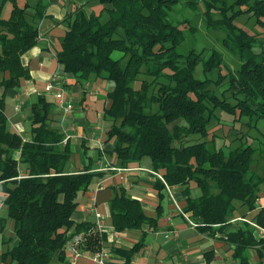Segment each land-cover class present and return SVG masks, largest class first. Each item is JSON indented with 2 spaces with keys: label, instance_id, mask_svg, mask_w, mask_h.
<instances>
[{
  "label": "trees",
  "instance_id": "trees-1",
  "mask_svg": "<svg viewBox=\"0 0 264 264\" xmlns=\"http://www.w3.org/2000/svg\"><path fill=\"white\" fill-rule=\"evenodd\" d=\"M6 1L11 9L3 18ZM99 1L104 4L99 13L79 6L60 20L66 28L55 57L78 80L109 82L110 105L104 117L111 123L106 141H111L109 151L116 165L128 167L147 157L168 186L184 185L183 211L201 228L219 230L232 246L236 264H254L249 250L264 252V238L247 222L234 227L229 223L236 203L249 211L257 209L264 176L251 170L256 148H216L210 143L214 136L208 138V124L214 117L219 119L217 110L239 120L264 118V38L235 23L237 17L249 14L264 32V0ZM180 1L193 10L202 4L205 26L224 30L223 45L238 54L237 67L222 72L223 57L215 49L177 51L189 19L171 21L167 15ZM47 6V0L34 4L0 0V181L16 237L1 251L2 264H50L55 257L62 259L66 241L74 234L82 236L80 246L85 249L101 246L99 234H88L92 223H77L73 232L69 229L78 192L102 172L91 171L89 164L81 170L69 169L71 149L67 142L61 146L64 133L51 123L52 103L43 94L31 104L28 139L8 128L4 112L7 90L29 77L21 56L36 44L38 21L49 17ZM189 28L194 29L190 23ZM115 51L118 57L113 56ZM199 63L204 74L217 70L216 77H195ZM165 183L158 179L156 186ZM191 183L199 189L198 195H191ZM115 190L111 221L116 230L140 228L143 223L155 226L139 200L121 186ZM250 219L264 228V207ZM140 245L117 249L125 264Z\"/></svg>",
  "mask_w": 264,
  "mask_h": 264
},
{
  "label": "crops",
  "instance_id": "crops-1",
  "mask_svg": "<svg viewBox=\"0 0 264 264\" xmlns=\"http://www.w3.org/2000/svg\"><path fill=\"white\" fill-rule=\"evenodd\" d=\"M47 1L46 11L49 17L38 21V40L21 56L22 63L29 70V77L22 78L18 86L7 90L4 98V112L8 128L19 133L24 139H28L32 135L31 104L37 95L43 94L52 103L51 123L62 130L64 137L65 134H70L66 141L71 149L69 169L77 171L89 164L91 171L102 172L93 178L87 189L78 192L77 205L71 215L73 225L69 229V232H73L77 223H92L93 228L88 234L93 232L99 234L101 246L96 250L81 247L82 254L74 264H92L91 254L101 250L106 254L107 264H125V257L117 249L126 250L139 242L141 245L132 254L129 264H226V262L230 263L231 258L233 264H236L232 251L230 259L221 257L225 250H232V246L222 237V233L219 230L213 232L211 229L201 228L188 213L183 211L186 205L184 185L157 188L156 182L159 178L147 170H152L149 159L128 167L116 165V158L109 151L112 147L111 141H106L110 120L104 117V110L110 105L107 92L111 86L109 83L106 85L104 80H78L73 74L61 68L55 57L59 47L55 46L56 35L53 31L56 29L64 31L66 26L62 23L56 24L51 17L57 14V17L62 18L71 12V8L65 9L59 3L62 0ZM64 2L68 3L70 0ZM77 4L80 6V1L77 0L74 3L75 6ZM10 9L11 2L8 5L5 3L1 16L7 18ZM48 81L52 82L53 90H62L65 98L72 103L70 111H63L54 91L45 90V84ZM103 89H107L106 94L102 93ZM1 91L0 88V93ZM106 121H109L107 126ZM63 145L64 143L61 142V146ZM89 148L98 149L96 161L93 160L92 155L86 154ZM19 169L20 173H24V165L21 164ZM105 180L110 181L109 188L102 185ZM119 186L123 187L129 196L139 200L143 213L155 219V226L143 223L140 228L123 230L114 228L111 221V199ZM190 187L191 195H193L197 188L193 183ZM165 195L169 197L171 206L164 211L166 203L163 204L162 201ZM257 195L258 209L264 207V186H261ZM4 196L0 181V209L7 211ZM176 205L186 216L177 210ZM236 205V212L230 218V227L243 223L233 218L244 216L250 219L257 210L249 211L239 203ZM97 213L102 216L103 221L98 222ZM5 221H7L6 214L0 215L1 251L3 240L4 242L9 240L11 244L16 241L13 222L8 229L4 225ZM168 231H175L177 235L167 237ZM6 232H11V235L5 238ZM256 234L260 236L258 231ZM249 252L252 263L261 261L264 264V252L261 248H251ZM50 264H72L69 250L65 248L62 259L55 257Z\"/></svg>",
  "mask_w": 264,
  "mask_h": 264
},
{
  "label": "rangeland",
  "instance_id": "rangeland-1",
  "mask_svg": "<svg viewBox=\"0 0 264 264\" xmlns=\"http://www.w3.org/2000/svg\"><path fill=\"white\" fill-rule=\"evenodd\" d=\"M19 4H23L24 2H29L31 4L36 3V0H17ZM65 0L59 1L61 5L65 9L71 8V11H74L79 5L76 6L74 3L77 0H70V2L66 3ZM80 1V6H82L86 11H94L95 13H99L101 9L103 8L104 4L100 2L99 0H78ZM10 2V1H9ZM8 1H6V5L9 4ZM203 9L202 4H198L197 10H193L189 7H186L181 1L176 3L172 9L168 12L167 18L171 21H177L179 19L187 18L189 19L190 25L194 27V29L189 28V23L184 25V40L178 45L177 51L180 53H185L190 49H195L197 51L199 50H210L215 49L219 51L223 57V64H222V72H226L228 68H235L240 63V59L238 54L233 53L229 51L224 45H223V37L225 35V32L223 29L220 28H207L204 24L201 10ZM58 15L55 14L54 17H51L55 21L56 24L60 25V20L63 18L57 17ZM56 17V18H55ZM106 16H103V19H105ZM235 23L247 30L250 31H257L260 32V36L264 38V32L263 28L254 23V18L250 17L249 14H245L241 17H237L235 19ZM63 31H60L59 29H56L53 31V34L56 35V48L60 45V37L58 38V35H62ZM58 39V42H57ZM120 55L119 52L115 51L113 52L114 57H118ZM217 70H214L212 72L204 74L202 72V66L201 63H199L195 70L194 75L197 78H204V77H211L215 78L217 75ZM100 81V79H97ZM104 83L107 85L109 82L104 80ZM107 89H103L102 93L106 94ZM217 91V90H216ZM36 98V97H35ZM34 98V99H35ZM217 114L219 115V121L221 123L218 124V120L215 119V117L210 121L208 124V129L210 131L208 138H212L214 136V141L210 142L211 144L214 143L216 148H223V150L227 151L229 149L243 146V145H251L252 147L256 148L255 153V160L251 166V170L255 173H260L264 176V118L261 119H250L249 117H242L240 120L235 118L234 115L223 113L220 110H217ZM111 123V122H110ZM106 126L109 125V121H106ZM229 127H233L229 131ZM70 135V134H65ZM192 137V136H191ZM210 144V146H211ZM86 154L92 155V158L94 161L98 159V149L97 148H89L86 150ZM148 159L147 157H144L142 160ZM141 160V161H142ZM94 164V162H93ZM103 186L106 188H109L110 181L105 180L103 181ZM182 186V185H181ZM264 186V185H262ZM199 190L198 188L195 189V192L193 195H198ZM168 196L165 195L164 200L162 203H166L164 207V211L167 207L171 206L170 201L168 200ZM246 208V206H244ZM247 210V209H246ZM1 214H6V220L5 226L6 228L10 227V224H12L13 220L7 216V211H5L3 208L0 209ZM254 222V221H253ZM7 231V229H6ZM7 233V232H6ZM11 235V232H8L4 235V237H8ZM6 243V244H4ZM10 241L6 240V242L2 243V247L4 248L7 245H10ZM2 248V250H3ZM231 249L225 250L221 257L223 256L231 258ZM1 253V250H0ZM232 258L230 263L226 262V264H233ZM1 262V260H0Z\"/></svg>",
  "mask_w": 264,
  "mask_h": 264
},
{
  "label": "built area",
  "instance_id": "built-area-1",
  "mask_svg": "<svg viewBox=\"0 0 264 264\" xmlns=\"http://www.w3.org/2000/svg\"><path fill=\"white\" fill-rule=\"evenodd\" d=\"M53 84L51 81H48L45 84V90L46 91H54L55 97L58 99L59 105L61 106V108L63 109L64 112H68L72 109V103L70 101H68L65 98V95L63 93L62 90L57 89V90H53ZM69 135H65V137L63 138L62 142L65 143L68 139ZM149 170L151 173H153L155 176H157L161 181H163L165 183L164 178L161 176V174H159L158 172H155L153 170L147 169ZM100 185V184H99ZM165 186H168L165 183ZM258 201V198L256 199V202ZM176 208L178 211H180L181 213H183V215H185V213L180 209L179 206L176 205ZM98 216V222L103 221L102 216ZM186 216V215H185ZM233 220H239V221H243V222H248L251 225H253L257 231L259 232L260 237L264 238V228L260 227L259 225H257L255 222H253L252 220L244 217V216H238L233 218ZM192 224V221H190ZM177 233L175 231H168L166 236L170 237V236H176ZM82 241V236L80 234H74L73 236H71L65 244V248L67 250H69L70 255H71V261L72 264L75 263L76 259L82 254V249L80 246V243ZM90 259L92 260V264H107L106 262V254L101 250V251H95L91 254Z\"/></svg>",
  "mask_w": 264,
  "mask_h": 264
}]
</instances>
